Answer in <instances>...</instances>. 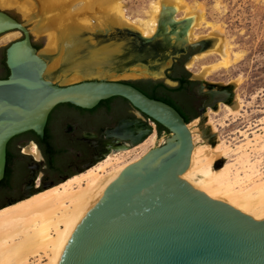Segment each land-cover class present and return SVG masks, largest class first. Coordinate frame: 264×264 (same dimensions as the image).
<instances>
[{
	"label": "water",
	"instance_id": "water-1",
	"mask_svg": "<svg viewBox=\"0 0 264 264\" xmlns=\"http://www.w3.org/2000/svg\"><path fill=\"white\" fill-rule=\"evenodd\" d=\"M10 31H21L23 37L7 46L10 73L0 78V182L11 138L28 131L44 137L49 114L59 104L92 109L111 98L126 99L145 118L121 120L107 131V138L127 141L128 146L158 133V124L171 133L108 182L72 233L59 264H264V218L255 219L212 197L183 176L194 143L189 124L175 106L123 80L54 82L45 76L47 60L30 29L0 9V35ZM202 45L190 44L171 61ZM170 62L151 78L177 86L168 77ZM212 85L200 80L205 98L199 115L233 95L232 85L210 89Z\"/></svg>",
	"mask_w": 264,
	"mask_h": 264
},
{
	"label": "bare ground",
	"instance_id": "bare-ground-1",
	"mask_svg": "<svg viewBox=\"0 0 264 264\" xmlns=\"http://www.w3.org/2000/svg\"><path fill=\"white\" fill-rule=\"evenodd\" d=\"M14 1L16 3L18 1L22 5L19 7L27 13L34 14L38 30L45 31L48 36L47 47L39 51V54L47 60L45 71L47 78H50L52 66L57 65L61 60V52L59 53L61 46L64 48L63 55H66L68 60L69 68L66 70L71 80L87 75H104L106 72L155 77L160 75L162 67L170 62L172 55L179 50L185 51L190 44L196 42L203 44L202 50L189 58L188 68L194 69L198 59L211 55L218 56L214 64H203L201 70L195 72L196 78H203L212 71L228 69L242 56L241 53L232 51V45L230 46L224 37L223 40L214 44L211 41L208 44L205 41H197L200 36L196 32V27L205 21V14L202 6L193 8L187 0H170V2L159 0L153 4L151 19H129L121 0H106L101 5H94L99 9L97 14L87 11L92 6V0H0V4L10 5ZM178 9L184 10L186 15L196 10L198 19L196 22L193 19L175 21L174 15H177L175 12ZM105 23H109L112 29L117 30L111 36L126 29L144 37L146 44L140 54L138 56L120 54L118 46L115 45L116 41H113L114 44L113 42L103 44L105 43L103 42L100 47L93 46L88 40L89 37L86 39L85 35L88 34V30ZM206 23L212 26L214 32H221V28L216 27L212 22L206 21ZM102 30L108 33L110 29ZM174 32L177 35L180 33L183 37L177 38L173 44L167 37ZM156 33L162 40L153 41L152 36ZM175 44V47L170 48ZM89 47H96L99 53L92 54L89 59L85 55L78 56L82 50L89 49ZM133 57L141 59L139 60L141 64H130L129 59ZM84 59L87 60L84 61ZM237 102L238 100L232 98L224 102L228 115L241 114L243 105ZM219 105L218 103L213 109H217ZM189 128L192 132L194 147L190 167L183 176L208 191L212 197L221 199L257 219L264 218V179L253 187L249 184L242 186L245 177L240 175L238 169L232 172L231 165L233 164L230 165L231 168L228 166L229 169L227 168V171L225 169V172L218 176L212 166L215 151L213 154L207 152L208 161L204 162L202 155L207 150L204 152L203 148L197 145V130L190 124ZM154 133L150 138L148 137V140H145L144 144L140 145L143 148V150L140 149L142 153L132 156V150L124 151L123 149H127L126 145L117 142L112 145L111 151H123L118 152L111 163L102 164L99 171L90 168L89 173H82V177L79 174L68 180L63 189L55 186L15 205L0 209V264H28L29 259L35 255H40V258L45 256L47 258L45 264H59L72 233L84 215L97 202L103 188L121 170L147 153L150 146L158 141ZM247 141L248 145H252L251 139ZM218 150L219 146L216 152ZM34 153L37 155V150H34ZM120 153L121 156H118ZM247 177L250 179V173ZM254 191H256L255 194H253Z\"/></svg>",
	"mask_w": 264,
	"mask_h": 264
},
{
	"label": "rangeland",
	"instance_id": "rangeland-1",
	"mask_svg": "<svg viewBox=\"0 0 264 264\" xmlns=\"http://www.w3.org/2000/svg\"><path fill=\"white\" fill-rule=\"evenodd\" d=\"M104 1L106 0H92V6H90L87 11L89 13L92 12V14H97L99 9L94 7V5H101L105 3ZM158 1L159 0H121V4L125 10V14L130 17L129 19H151L153 4ZM168 2H170V0H168ZM187 2L193 8L202 6L203 12L205 14V21L196 27V32L200 36L197 41H205L207 44L211 41L214 44L221 39L223 40L224 37L227 42L230 43V46L232 45V51L239 52L242 56L238 62L233 64L228 69L212 71L203 78H196L195 72H199L203 64L211 65L217 62L218 56L211 55L198 59V63H196L194 69L188 68L187 62L190 60L189 56L198 54L202 50L200 48L195 50L189 48L188 52H185L179 57H175L172 61L170 60L171 62L167 69L169 70L176 63L177 65L174 70H170L169 73L182 75L184 71H188L189 79L196 81V83L188 89L166 92L164 95L174 100L177 105L185 107L186 105L199 100L200 97L195 90L199 86L200 80L214 84L213 86L215 88L232 85V99L238 100L237 103H242L243 105L240 115H228V111L226 110L227 108L224 105L226 103L219 102L220 105L217 109L209 107L203 115L191 113V121L188 124L192 125L193 128L197 130V145L203 148L202 151L207 150L206 153H203L202 155L203 161H208L207 152L213 154V151H215L216 155L213 156L212 166L218 176L227 171L230 165L233 164L231 165L232 168L230 167L234 170H232V172H236L238 169L240 170V175L245 177V181L242 183V186L249 184L250 187H253L257 183L261 182L262 179H264V0H187ZM12 3L15 4L13 5ZM12 3V5L0 4V9L9 12L11 15L22 21L30 29L34 44L38 47L39 51L44 50L47 47L48 36L45 31L38 30L36 26L37 19L35 18L34 14H29L24 9L20 8L18 1L17 3L16 1ZM192 12L186 15L184 10L178 9L175 12L177 15H174V20L183 21L185 19H193L194 22H196L198 19L196 18L198 13L196 10ZM206 21L212 22L213 25L215 24L216 27L218 26V28H221V32H214L212 26L208 25ZM98 26L97 28L94 27L93 29L88 30V34L85 35L86 39L89 37L88 40L93 46L96 45V47H100L102 46L103 42H105L103 44H109L113 41H116L115 45L118 46L120 54H133L138 56L146 44V42L143 43L141 41V36L134 31L130 32L125 29L121 30L120 32H116L117 34L111 36L112 33L117 30H114V28L112 29L109 23H105L103 25L99 24ZM105 28L110 29L108 33H105V31L102 30ZM178 35L175 32L170 33L167 39L170 38L171 42L174 44V41L177 40V38L180 39L183 37L181 34L179 37ZM4 36L8 37L5 38ZM22 37L23 34L21 31H10L0 35V76L7 72L3 62V59L5 58L6 47L12 41ZM152 37L153 41H157L159 39L162 40V38L157 33L153 34ZM175 46L176 44L170 48ZM96 47H89V49L82 50L78 56L85 55L86 58L88 56L87 59H89L92 54L99 53V51L96 50ZM59 53L62 56L61 60H59L58 64L56 63L57 65L52 66L49 79H52L54 82H58L60 84H70L92 78L137 81L153 77L139 74L134 75L128 73L106 72L104 75H87L71 80V78L67 76V68H69V65L67 64L68 60L66 55H63V46H61V49H59ZM86 60L84 59V61ZM129 60L131 62L130 64H141V62H139L141 59L138 57H133ZM109 103L116 106L118 111L121 113L131 110L137 115H140V113L129 102L125 101L121 97H115L110 101L102 102V107H106V105ZM234 105H236V103H234ZM196 119H198V121ZM154 134L157 135L156 137L158 141L151 145L150 149L162 144L165 139L171 135V133L166 130L162 131L161 134L155 131ZM249 139L252 140V145H248L247 140ZM144 143L145 141L135 146H128L127 144L122 143L127 147V149L123 150H132V156H135L138 153H142L140 149L143 150V148L140 147V145ZM218 146L219 150L216 152ZM123 150L110 151L107 157L100 161V163H98L95 167L91 168L93 170L99 171L102 164L111 163L114 156ZM118 156H121V153ZM238 159H240V161ZM107 166L108 165H106V167ZM249 173L251 175L250 179L248 177L246 178ZM80 176L82 177L83 175ZM65 184H67V182L56 186L63 189ZM54 187L55 186L46 187L47 189L45 190ZM255 193L256 191H254L253 194ZM46 262L47 258L45 256L40 258V255H35L29 259L28 264H45Z\"/></svg>",
	"mask_w": 264,
	"mask_h": 264
},
{
	"label": "flooded vegetation",
	"instance_id": "flooded-vegetation-1",
	"mask_svg": "<svg viewBox=\"0 0 264 264\" xmlns=\"http://www.w3.org/2000/svg\"><path fill=\"white\" fill-rule=\"evenodd\" d=\"M5 68L10 73L7 65ZM195 91L200 97L197 102L185 107L178 105L189 115L200 114L205 98L200 84ZM136 118L145 116L131 110L121 113L111 103L103 108L101 102L92 109L70 103L57 105L49 114L44 137L28 131L8 142L5 176L0 182V209L82 175L107 157L115 143L128 145L127 141L108 139L107 131L123 119Z\"/></svg>",
	"mask_w": 264,
	"mask_h": 264
},
{
	"label": "trees",
	"instance_id": "trees-1",
	"mask_svg": "<svg viewBox=\"0 0 264 264\" xmlns=\"http://www.w3.org/2000/svg\"><path fill=\"white\" fill-rule=\"evenodd\" d=\"M5 52H6V49H5ZM3 62H4V65H5L6 64L5 63V58L3 59ZM176 65L177 64L175 63L169 69V71L170 70H174ZM8 73L9 72L7 71L4 75H2L0 77L6 78ZM168 77H170L174 81H177L179 84L177 86H170V85L165 84L163 80H154V79H151V78H145V79H141V80H137V81H125V82H129V83L135 85L136 87H138L139 89H141L142 91H144L146 94H148L149 96H151L153 98L164 100V101L170 103L171 105L176 106L181 111V113L184 116L186 122L189 123L191 121V115H189L187 113H184L183 110L181 108H179V106L175 103L174 100H172L171 98L165 96L164 94L166 92H174V91H181V90L188 89V88L192 87L196 83V81H192V80L189 79V72L188 71H184V73L182 75H178L176 73H168ZM111 99H108L106 101H110ZM124 100L127 101L126 99H124ZM164 130L168 131L165 127H163L162 125L158 124V132H159V134H161L162 131H164Z\"/></svg>",
	"mask_w": 264,
	"mask_h": 264
}]
</instances>
